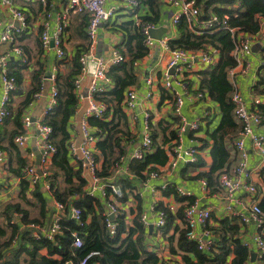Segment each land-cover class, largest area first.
I'll return each instance as SVG.
<instances>
[{
  "label": "trees",
  "instance_id": "1",
  "mask_svg": "<svg viewBox=\"0 0 264 264\" xmlns=\"http://www.w3.org/2000/svg\"><path fill=\"white\" fill-rule=\"evenodd\" d=\"M138 1L148 7L146 13L139 16L141 23H157L160 17L161 0ZM195 4L201 10L200 19H206L212 14L221 19L226 15L228 17L226 27H234L248 34L259 32L260 19L264 17V0H195ZM109 20L106 23H109ZM87 21L88 19L86 25ZM115 27V30L120 31L122 35V40L116 48L126 59L109 66L107 76L112 82L111 88L94 93L98 101L106 104L104 116L87 118L88 124L93 128L94 135L97 137L96 159H101V162L96 174L102 179L110 176L116 165L121 163V159L126 155L128 146L134 138L129 131L122 101L126 90L137 83L135 62L141 60L149 51L144 43V37L134 24L133 17L120 22ZM226 27L220 26L217 30L197 34L188 27L185 18L182 17L175 26L176 35L168 39L170 48L209 52L215 55L214 63L196 70L195 74L198 80V90L218 104L220 118L218 124L212 130L207 131L210 139L211 161L206 170H201L191 177V179L204 178L208 189L212 192L218 190L219 174L231 166L233 142L240 129V124L233 115L234 104L231 100L233 86L228 79V71L236 66V61L231 54L234 43ZM83 37H87L86 33ZM80 45L72 56L70 68L65 73L56 72L53 80L57 91L55 103L42 119V123L51 128L49 139L55 148L51 158L50 174L47 177L49 181L47 190L56 201L65 205L66 216L60 221L62 233L54 240L31 235L32 230L28 225L42 223L43 218L46 217L47 196L40 189L41 183L28 190V181L21 175V170L26 163L23 159H19L17 168L10 169L20 180L18 199L7 201L0 206V218L5 221L3 225L0 219V264H64L65 261L77 264L80 258L91 251H97L99 254L93 256L89 264H164L156 252L148 250L144 244L145 229L140 221L139 205L133 225L127 224L126 214L123 210H119V214L115 217L116 231L114 235H110L105 223L103 204L97 197L89 195L84 190L86 180L81 173V168L79 165L73 166L70 163L67 146L71 137L72 117L78 102L74 80L81 73L80 56L87 48L84 43ZM262 50L264 52V49ZM9 62L16 67V70L10 68L8 71L16 78V91L19 94L23 81L20 69L24 65L16 66L17 61L14 59ZM44 74L45 70L42 67L33 70L30 86L24 92V99L18 104L14 113L11 107L7 106L10 112L6 119L11 117L16 125V128L8 131L6 135L7 131L4 132L8 139L7 149L15 148L14 136L24 132L21 113L34 95L40 91ZM251 90L264 95V62L259 67L257 80ZM161 92L163 98L164 90L161 89ZM167 98H171L170 95ZM257 107L264 125V103L258 104ZM158 126V129H151L152 152L146 154L143 159L130 158L127 163L128 172L140 181L146 180L150 172L158 171L167 163L170 142L177 136L175 128ZM208 143L207 139L202 141L203 145L198 146V149L203 150ZM0 147L3 149L1 144ZM15 151L18 155L17 149ZM186 164L185 169L203 167L205 162L198 155L197 162ZM259 177L264 186V168L259 171ZM60 183L61 187H59ZM113 183L121 191V196L116 197L117 201L122 203L127 201L135 185L125 174L115 179ZM26 191L32 194L36 204L26 197ZM109 193L111 189L107 187L106 194ZM162 194L165 196L172 194L178 203L174 212L166 209V221L160 229L165 235L173 228L172 234L167 237V248L172 255L180 257L179 261L171 260L173 264H248L252 250L241 240L240 227L235 223V218L227 216L220 218L216 226L206 224L205 227L212 230L216 237L213 238L210 249L202 251L195 242L186 237L183 217L185 205L193 203L194 197L179 195L171 184H167L162 189ZM257 198L258 205L264 211V192L260 195L258 192ZM22 204L38 208L37 216H31L30 210ZM70 205L81 209V224L68 217ZM163 205L157 203L156 208H163ZM211 219L216 218L211 214ZM177 220L180 225L176 224ZM7 228L10 230V236L4 238ZM261 231H263L262 228L258 227V232L261 233ZM73 232L82 239L83 244L80 248L72 247ZM262 238L264 240V231ZM43 249L46 250V254L41 252ZM260 259L264 264V252L260 254Z\"/></svg>",
  "mask_w": 264,
  "mask_h": 264
},
{
  "label": "built area",
  "instance_id": "2",
  "mask_svg": "<svg viewBox=\"0 0 264 264\" xmlns=\"http://www.w3.org/2000/svg\"><path fill=\"white\" fill-rule=\"evenodd\" d=\"M35 1L43 7L42 17L48 19L51 14L49 9L51 4L48 0H27ZM107 0H64V8L56 17V25L52 34H49L48 27L49 22L44 20L42 22L43 29L40 33V44L43 49H49L53 47L56 58L64 60L67 58L66 52L63 48V33L68 24L70 13L84 14L87 13L88 21L85 28L87 36V48L86 51L80 56V61L84 64L89 57L94 58V49L97 42L98 30L100 26L106 23L111 15L113 14L115 7L106 8ZM126 2L131 6L138 5V0H119ZM167 4L176 7V11L172 15L171 22L174 26L178 23L180 18H185L188 27L197 34L203 33V31H214L220 28V26H227L226 15L221 19L217 15H210L206 19H200L201 10L196 6L195 0H164ZM2 6L7 10L11 18L15 19L18 23L17 26L9 23L4 27H0V68H1V82L3 87V96L0 103V125L9 115L7 109L10 95L16 90V78L8 71V63L11 60V52L14 56L22 58L23 62H26V57L23 54V48L18 45L10 47V51L2 50V44H13L16 34L21 33L29 27L28 15L24 10L14 5L12 0H0ZM133 21L138 28L141 35L144 37V43L149 49L155 46L168 51L169 58L165 65V68L161 72V87L167 91H171L173 94V111L178 121L176 123L177 136L172 141L168 149V161L165 164L167 170H173L181 162L183 163H195L198 161V155L200 150L198 146L193 144V138L190 137V145H184V137L187 131H191L192 134L199 131L201 127L200 118L192 120L182 113L181 108L184 103V97L182 93L178 92L174 88V83L183 87V90L187 86L183 85L185 79V73L191 71L196 64L198 65H209L214 63L215 55L209 52L191 51L183 48H170L168 45V37L163 36L160 40H155L149 36V30L156 27L155 23H141L138 16H133ZM264 23V19H263ZM229 31L230 37L233 40L234 48L231 51L233 58L236 61V66L228 71V79L232 83L233 91L231 93V100L234 104L233 115L234 118L239 122L240 129L234 139L233 149L237 155V159L228 169L223 170L218 177V190L221 191L227 198L232 197V193L238 189L244 190L247 194L254 198V203L249 208V216L241 217L242 221L252 219L257 227L262 228L264 231V211L258 205V188L256 182L252 183L251 171L247 168L248 156L245 150V140L249 139L253 149L259 156L258 168L259 171L264 168V125L261 122V115L258 110V104L264 103V95L250 92V98L254 108L249 109L243 99L242 94L237 90L234 82V76L239 68L243 71L244 67L248 65L247 57L252 54V40H262L264 44V35L260 34V31L256 34H248L239 31L234 27H226ZM264 49V47H263ZM125 57L117 50L114 49L111 53L110 62L116 64L123 61ZM107 58L98 56L95 58V68L91 74V84L87 90V106L84 112V117L80 123V138L77 140L76 137H70L68 141V151L71 157L77 165L81 168L83 177L89 176L91 181L90 187L86 190L89 195H93L95 189L102 191V194L107 196L106 188L111 189V195L115 198L121 196L120 188L112 183H101L100 177L96 174L99 169L98 161L95 158L94 151L91 148L96 141L94 130L88 124L87 118L89 116L103 117L106 111V104L98 101L94 97V93L106 89L105 84H110L111 80L107 76L108 69ZM170 69L172 73H170ZM86 73V68L82 66L81 73L75 77L74 84L76 90L81 85V77ZM53 75L51 76V78ZM146 92L140 96L138 90L135 87H129L122 101L123 109L125 112L130 111L132 118H135V114L132 113L134 109L139 107L143 101L150 100L155 95V83L152 77H147L145 80ZM255 84V79L254 83ZM42 87V84H41ZM41 90V88H40ZM56 89L54 84L52 85L51 97L44 114L53 106L55 103ZM40 91L34 96L38 97ZM191 95V94H190ZM193 97L199 99L206 97L202 92H197ZM205 118V117H204ZM203 121V119H202ZM22 126L24 128L23 133H19L13 138V142L17 148L24 150V154L30 158V161L22 168L21 175L28 181L29 187L32 189L38 183H41L46 189H49L48 176L50 174L51 158L54 154V145L50 142L49 135L51 133L50 126L43 124L42 121L38 123L37 128L39 131L38 146L41 149L40 165L37 166L34 163L33 152L26 150V131L32 124L31 117L28 113L21 116ZM152 152V137H151V115L148 110H145L142 115V134L141 139L137 146L132 149L130 158L143 159L146 154ZM3 154V149L0 147V156ZM31 159L33 161H31ZM120 165V164H118ZM116 165V166H118ZM119 170L122 168L119 166ZM118 170V171H119ZM160 171H152L148 174V178L143 181V185L148 186V182L152 178H158ZM87 179V178H86ZM202 189L207 192L209 191L207 182L204 178H199ZM163 184L160 189L165 188ZM175 191L179 195H190L188 191L182 187H176ZM172 196V195H171ZM173 197V196H172ZM174 199V198H173ZM163 208L155 209L156 217L153 222V226L156 229H161L166 221V209L170 212H174L178 203L169 201L163 205ZM51 222L48 225H39L30 223L29 229L32 230L31 235L33 237L44 236L48 240H54L58 235L62 233L61 220L66 216L65 205L54 199V205L52 210ZM68 217L81 224V209L77 206L70 205L68 210ZM119 214V208L116 204L108 202L107 210L105 211V223L107 230L110 235H114L116 231L115 217ZM183 217L185 221L186 237L188 240L196 243L197 247L202 251L210 249L213 242V231L206 228V224L209 225L211 219V210L208 207L199 205L198 201L186 204L183 209ZM140 221L144 225H147L148 219L146 215L140 216ZM200 226L201 232H197L196 228ZM256 232L253 235V241L255 242L256 250L261 254L264 252V240L262 238V232ZM73 241L72 247L74 249L80 248L83 244L81 237L75 232L72 233ZM15 239L13 240L14 243ZM246 243V242H245ZM247 245V243H246ZM99 252L91 251L85 256L80 258L77 264H89L90 259L98 255ZM64 264H73L71 261H65ZM97 264V263H92Z\"/></svg>",
  "mask_w": 264,
  "mask_h": 264
},
{
  "label": "crops",
  "instance_id": "3",
  "mask_svg": "<svg viewBox=\"0 0 264 264\" xmlns=\"http://www.w3.org/2000/svg\"><path fill=\"white\" fill-rule=\"evenodd\" d=\"M48 1L51 4V7L49 9L51 16L46 19L42 17L41 13L44 9L39 3L27 0H12L16 7L21 8L28 15L29 27L21 33L16 34L13 44L1 45L2 50H8L10 52L11 46L18 45L19 47L23 48V54L26 57V62H23L21 57H16L11 52V60L14 59L15 61H17L16 66L24 65L21 66L22 68L20 69L21 73L23 74L21 93L18 94L16 88V90L10 95V100L7 105L11 107L13 113L16 110L18 104L24 99V92L30 86L31 72L38 67H42V69L45 70V74L42 79L40 94L38 95V97L34 96V98H32V100L26 105L25 109L21 113L22 115L28 113L32 120V124L26 131V150L33 152L35 164L37 161V154L40 153L41 155V149L38 146L39 131L37 125L42 121L44 117V111L50 101L52 85L54 84V76L57 71L65 73L70 68L72 56L75 50L77 48H80V44L84 43L87 45V37L84 38L83 34L85 35V25L86 20L88 19V15L86 13H84L86 14L85 16L78 13H70L68 24L62 36L63 48L66 52L67 58L64 60H59L56 58L53 47H50L49 49H43L41 47L40 33L43 29L42 22L44 20H47L49 22L48 32L49 34H52L56 25V17L63 10L65 3L64 0ZM113 6L115 7V10L109 18V23L102 24L98 30V37L95 44L93 58L95 60L96 57L101 56L109 59L108 68L110 65H113L110 62L111 53L114 49H117L116 45L119 44L122 40L121 32L116 31L115 26L122 21L132 18L134 15L138 17L140 15H144L148 8L146 5L140 4L139 1L138 5L136 6H131L126 2H122L119 0L106 1V8H111ZM175 11L176 7L167 4L164 0H161L160 17L158 22L155 24L156 27H168L167 33L163 34L162 37L167 36L168 38H172L176 35V28L171 22L172 15ZM263 19L264 17L260 19L261 24L259 31L261 35H264ZM9 23H12L15 26L18 25L17 21L11 18L7 10L0 3V27L2 28ZM252 42V54L247 57L248 65L244 67L243 71H240L239 68H237V72L234 76L235 86L237 90L242 94L245 104L249 109L254 108L252 100L250 98L251 87L254 83V79L255 82L257 80V72L260 65L264 62V52L262 50L264 44L262 43V40L260 39L257 41V39H254L252 40ZM168 58V51L160 48L159 46H155L152 49H149L146 56H144L141 60L135 62L137 83L136 85L130 87H135L138 90V94L142 96L146 92V85L144 80L147 77H152L155 83V95L150 100L143 101V103H141L139 107L132 111V113L135 114V118L131 117L130 111L125 112L127 115L129 131L131 132L132 136H134V138L128 146L126 155L121 159L120 165L116 166V168L113 169L110 176L106 177L105 179H102L100 177L101 183H112L115 179L125 174L135 185L133 193L129 194L127 201L123 203L117 201V199L113 195H111V193L105 196L99 189H95L93 195L97 197L103 204V208L105 211L107 210L108 202L116 204L119 210H123L126 214V222L128 225H133V219L138 212L137 206L139 205V209L141 211L140 216L146 215L148 219L147 225L143 224L145 229L144 244L146 245L148 250L155 251L159 259L164 264H173L172 261H179L180 259L179 256L172 255L167 248V237L172 234L173 228H171V230L167 234L163 235L162 230L156 229L153 226V222L156 217V210H153V207L157 209V203L165 204L169 201H174V196L172 194L168 196L162 194V189H160V187L163 184H171L174 186V189L176 187H182L183 189L188 191L192 197H194V201H198L199 205L210 208L212 216L216 219H210L209 225L216 226L217 220L226 216L235 218V223H237L240 227L239 236L241 240L247 243L248 248L252 250V252L256 253L255 259L249 260L248 264H262L260 253L256 250L255 242L253 241V235L258 231L257 224H255L252 219H248L247 221H242L240 219L241 217L249 216V208L251 204L254 203V198L242 189L234 191L231 198H227L219 190L215 192H212L210 190L205 192L200 185L199 179H191V177L196 175L199 171L204 169L206 170V167H208L211 161L209 155L210 139L208 138L207 131L212 130L218 124L220 118L218 104L208 98L207 95L206 97H202L199 99L193 97L197 92H200L198 90V80L195 71L203 68V65L196 64L191 71H187L185 73L183 85L185 84L187 88L183 90V87L175 83L173 86L178 92L182 93L184 97V103L181 111L187 117V119L192 120L195 118H200L201 127L199 128V131L194 134H192L191 131H187L184 137V145L188 146L191 144L190 137L194 139L193 144L195 146L203 145L202 141L204 142V140L207 139L209 143L204 147L203 150L200 151L199 155L200 159L205 162V165L203 167H188L187 169H185L187 164L181 162L173 170L165 169L166 165H164L158 169L160 171V176L158 178L150 179L148 182V186L146 187L143 185V181H140L137 177L131 175L127 170V163L130 159L132 149L134 148V146L138 145L141 139L142 115L145 110H148L151 115V129H158V125V127L161 128H176L178 118L173 111V94L171 91H167L161 87V72L165 68ZM93 59H88L84 64H82V66L86 68V73L82 75L81 85L79 89L76 90V94H78V102L72 117L71 137H76L77 140L80 138V123L84 117V112L87 106L86 95L88 87L91 84V74L88 73V69L89 67L94 66L93 62L95 61H93ZM7 68L8 70L10 68H13L12 70H16V67L13 64H10V62L8 63ZM47 73H50L51 76L53 75V77L45 78V75ZM111 86L112 82L110 84H105L106 89L111 88ZM161 89L164 90L163 98ZM168 95H170L171 98H167ZM2 96L3 87L1 82L0 68V103ZM8 111L10 112L9 109ZM15 128L16 125L14 124L11 117L5 119L0 125V144L3 146V154L0 156V206L3 205L4 202L18 199L20 180L19 177L15 176L13 172L10 171V169L17 168L19 159H23L26 164L30 161V158L23 153L24 150L17 148L15 144V148H6L8 146V139L7 137H5V135L8 133V131L14 130ZM5 131L7 132L4 135ZM95 138L97 141L96 136ZM95 143L91 145V148L93 149L96 158L98 150ZM171 143L172 142H170V144ZM244 144L248 156L247 168L251 171L250 181L252 183L256 182V186L260 195V193L264 192V186L262 179L258 176V171L256 170L258 168L259 156L253 149L249 139H246ZM15 149H17L18 151V155H16ZM234 152L235 151L232 148L231 153L233 161L231 162V165L234 164L237 159V155ZM69 160L73 166L77 165L71 157L70 152ZM31 161L33 160L31 159ZM97 161L100 168L101 159H98ZM119 166L122 168V170H119ZM85 180L86 184L84 186V190H87L90 187L91 181L89 179V176L85 177ZM61 186L62 184L60 183L59 187ZM40 187L41 191L45 192L47 196V214L46 217L43 218L42 223L34 224L48 225L51 222V212L53 210L54 197L44 186H42V184ZM30 189L32 188L28 185V190ZM135 194H137L136 197ZM25 195L28 199H31L34 204H36L32 198V194L29 191H26ZM25 207L30 210L31 216H37L38 208L31 207L29 205H25ZM1 221L5 223L3 219H1ZM176 224L180 225L179 220L176 221ZM196 230L197 232H201L202 228L200 226H197ZM215 237L216 235L213 233V238ZM41 252L43 254L47 253L45 249L41 250Z\"/></svg>",
  "mask_w": 264,
  "mask_h": 264
},
{
  "label": "water",
  "instance_id": "4",
  "mask_svg": "<svg viewBox=\"0 0 264 264\" xmlns=\"http://www.w3.org/2000/svg\"><path fill=\"white\" fill-rule=\"evenodd\" d=\"M167 31H168V27L158 26V27H155V28L149 30V36L151 38L155 39V40H160L162 38V35L165 34V33H167ZM89 59H93V58L92 57H89ZM93 61H95V60L93 59ZM93 63H94V66H95V62H93ZM94 66L93 67H89V69H88V73L89 74H92L93 73ZM172 70L173 69H170V73H172ZM46 77L47 78H50L51 77V74L50 73H47L45 75V78ZM39 163H40V153L37 154V161H36V164L37 165H39ZM255 257H256V253L255 252H252L250 254V260H254Z\"/></svg>",
  "mask_w": 264,
  "mask_h": 264
},
{
  "label": "rangeland",
  "instance_id": "5",
  "mask_svg": "<svg viewBox=\"0 0 264 264\" xmlns=\"http://www.w3.org/2000/svg\"><path fill=\"white\" fill-rule=\"evenodd\" d=\"M160 140V138H158ZM5 203V202H4ZM36 208V207H35ZM3 225H5V223L2 221ZM10 236V230L9 228H7V233L6 235L4 236V238H8ZM11 248V247H10ZM22 264V263H21Z\"/></svg>",
  "mask_w": 264,
  "mask_h": 264
}]
</instances>
